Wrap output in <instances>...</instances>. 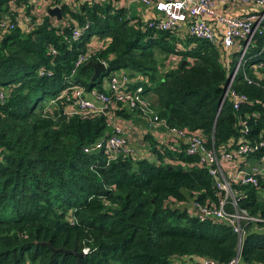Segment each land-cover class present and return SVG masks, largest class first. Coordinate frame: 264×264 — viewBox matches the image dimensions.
Here are the masks:
<instances>
[{
	"label": "trees",
	"instance_id": "1",
	"mask_svg": "<svg viewBox=\"0 0 264 264\" xmlns=\"http://www.w3.org/2000/svg\"><path fill=\"white\" fill-rule=\"evenodd\" d=\"M10 1L19 0H0V14ZM61 11L58 23L46 14L29 31L0 29V88L8 93L0 101V264H184L183 256L199 264L202 257L226 262L237 253L239 264H264L262 223L245 220L240 240L228 222L191 213V200L217 205L221 192L184 141L176 151L147 132L153 156L86 152L85 145L110 133L106 114H69L61 99L46 105L97 35L108 42L76 67L72 82L106 90L105 75L127 70L142 95L154 94L150 106L168 126L200 130L216 149L258 141L264 138V77L255 65L264 60V33L245 53L251 81L241 68L234 77L233 88L247 95L234 108L224 93L236 47L228 67L219 44L188 35L180 51L187 61L164 71V58L175 50L170 31L150 28L125 6L106 1H85L79 10L62 3ZM86 22L80 38L70 39L73 27ZM99 59L107 68L92 80L89 60ZM132 112L140 108L124 103L115 110L128 118ZM263 155L264 147L248 157ZM259 179L232 187L240 208L264 216V175ZM68 249L86 251L78 260Z\"/></svg>",
	"mask_w": 264,
	"mask_h": 264
},
{
	"label": "built area",
	"instance_id": "2",
	"mask_svg": "<svg viewBox=\"0 0 264 264\" xmlns=\"http://www.w3.org/2000/svg\"><path fill=\"white\" fill-rule=\"evenodd\" d=\"M144 4L154 3L157 15L148 19L147 24L150 28L167 30L175 38V50L171 51V58H177V61L170 62V67L179 63L183 56L180 53L184 48V42L181 40L180 31L185 28L191 37L206 39L211 43L219 44L224 53V60L229 67L231 52L236 47L239 54L229 76V83L226 86L224 97L229 96L233 107L238 108L242 101L247 99L243 92L236 91L232 82L237 71L241 68L244 77L249 81L244 64L248 60L245 56L247 47L257 33H264V0H136ZM14 1H10L9 4ZM251 2L257 9H252L247 13L227 12L237 3ZM13 7H10L6 13L0 14V29H12L19 26L17 15L14 18L11 15ZM86 22L82 26H74L71 31L70 39H79L83 29L88 26ZM182 46H179V43ZM263 49V48H262ZM261 49V51H262ZM92 50L86 49L81 52L74 61L70 74H66V79H71L75 73L76 67L87 60ZM51 52L55 53L52 47ZM191 58V57H190ZM104 62L107 68V62ZM261 76L264 77V60L256 65ZM40 73L45 70L40 68ZM68 80L65 87L53 97L57 102L61 99L64 102L63 112L69 114L84 113L93 116L104 112L107 123L111 127L108 135L97 139L96 141L84 146V151L94 152L99 149H105L110 157L116 158L120 155H137V147L130 139L129 132L123 123L116 120L115 110L121 108V104H127L131 107H139L140 114L146 121V127L154 128L158 123L165 125L170 136L180 138L186 144V152L197 157V163L207 167L209 173L214 177L216 187L221 192L217 205H201L194 199L190 201L189 209L201 219L207 216H214L218 219L228 222L233 230L238 234L239 239L245 233V220L256 221L264 226V216L249 214L244 208H240L237 202V191L233 189L232 183L258 185L260 183L259 175H264V155L251 169H230V163L239 158L247 157L264 147V138L258 141H244L239 139L236 146H222L219 149L208 147L205 144L204 136L200 130H189L175 126H168L166 121L153 110L150 103L144 100L142 95V86L133 85L135 79L130 77L127 70L112 71L103 77L104 88L106 90L92 87L86 90L82 83ZM8 93L0 88V101L3 102ZM247 129H244V132ZM231 143V142H230ZM145 155V154H144ZM234 166V165H233ZM227 170V172H226ZM230 202L232 209H227L226 205ZM180 206L185 202L178 203ZM84 252L86 249L83 250ZM184 262V261H183ZM185 264V262H184ZM196 264V263H195ZM199 264H239V254L230 260L223 262L213 258L202 257Z\"/></svg>",
	"mask_w": 264,
	"mask_h": 264
},
{
	"label": "crops",
	"instance_id": "3",
	"mask_svg": "<svg viewBox=\"0 0 264 264\" xmlns=\"http://www.w3.org/2000/svg\"><path fill=\"white\" fill-rule=\"evenodd\" d=\"M19 0L17 2H13L8 4V8L13 7V11L10 9L11 14L14 16L17 15L19 19V26L24 31H29L33 29L37 24H39L42 20V17L48 13V8L59 5L61 7L62 3H67L71 10H79L81 4L85 1H106L111 2L114 6H125L128 12L136 17H141L144 20H147L157 15V10L155 9L154 3L144 4L142 2L136 0ZM252 9H257L255 4H251V2L246 3H237L233 8L229 9L227 12H235V13H247ZM62 13V11H61ZM50 21L53 23H58L62 21V17L58 19L56 16L49 15ZM78 26V25H77ZM186 36H188L186 29L183 28L180 31L181 40H183ZM108 42V37H98L94 35L91 40L89 41L87 49H99L104 47V45ZM171 52V51H170ZM168 53L167 56L164 58V65L161 67L162 70H167L170 68V62H176L177 58H171V53ZM104 84V82H103ZM104 86V85H103ZM143 98L148 103L152 102L154 98V94L150 91L143 95ZM116 120L120 123H123L126 128L127 132H129L130 139L137 147V151L140 154H146L148 156H153L151 154L149 148V142L145 139V135L147 132L149 135H152V138L156 140L159 144L165 142L169 144L173 149L179 151L180 145L182 144L183 140L180 138H175L170 136L167 132L165 125L162 123H158L154 128L146 127V121L140 113L132 112V115L128 117H123L117 115ZM258 159L255 156H247L244 158H239L236 161L230 163V167H228V172L230 169H251V167L258 163ZM234 165V166H233ZM227 172V170H226ZM185 264H195L198 262L196 257L191 256H183L182 257ZM183 262V263H184Z\"/></svg>",
	"mask_w": 264,
	"mask_h": 264
},
{
	"label": "water",
	"instance_id": "4",
	"mask_svg": "<svg viewBox=\"0 0 264 264\" xmlns=\"http://www.w3.org/2000/svg\"><path fill=\"white\" fill-rule=\"evenodd\" d=\"M48 13L49 15L52 16H56L58 19H60L62 17V13H61V7L59 5H55L52 7L48 8ZM187 61V59H182L181 65H183L185 62ZM89 63L93 66V73L91 75V79H96L100 73L106 71V65L104 64V62L102 61H91L89 60ZM229 83V79L227 81V84ZM227 86V85H226ZM61 249V248H60ZM66 252H71L74 253L77 256V259L79 260L80 256L83 254L84 251H76L74 249H68L65 250Z\"/></svg>",
	"mask_w": 264,
	"mask_h": 264
},
{
	"label": "rangeland",
	"instance_id": "5",
	"mask_svg": "<svg viewBox=\"0 0 264 264\" xmlns=\"http://www.w3.org/2000/svg\"><path fill=\"white\" fill-rule=\"evenodd\" d=\"M179 46H180V47L182 46V43H181V42L179 43ZM46 101H47V102H46V105H48V106H54V105L56 104V102L53 101L52 97L49 98V99L46 100ZM189 204H190V202H189ZM189 204H188V207H189Z\"/></svg>",
	"mask_w": 264,
	"mask_h": 264
}]
</instances>
